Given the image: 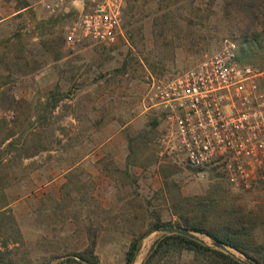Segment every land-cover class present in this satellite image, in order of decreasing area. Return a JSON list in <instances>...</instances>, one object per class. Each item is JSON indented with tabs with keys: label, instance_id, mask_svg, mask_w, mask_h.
Listing matches in <instances>:
<instances>
[{
	"label": "rangeland",
	"instance_id": "rangeland-1",
	"mask_svg": "<svg viewBox=\"0 0 264 264\" xmlns=\"http://www.w3.org/2000/svg\"><path fill=\"white\" fill-rule=\"evenodd\" d=\"M131 1L118 44L72 46L64 37L77 14H51L38 0H0V150L8 142L25 148L0 160L7 225L0 242L7 240L16 264H59L94 239L101 264H124L139 239L132 264H142L165 234L151 229L154 216L176 228L181 212L212 197L219 205L207 208L206 226L216 229L222 214L237 208L256 223H246L245 238L255 243L247 253L264 261V167L244 190L229 186L220 170L190 168L148 101L153 83L228 44L240 66L264 67L241 56L234 15L223 17L221 0ZM163 14L167 25L158 19ZM53 95L59 102L50 110ZM191 262L184 254L164 264Z\"/></svg>",
	"mask_w": 264,
	"mask_h": 264
},
{
	"label": "built area",
	"instance_id": "built-area-1",
	"mask_svg": "<svg viewBox=\"0 0 264 264\" xmlns=\"http://www.w3.org/2000/svg\"><path fill=\"white\" fill-rule=\"evenodd\" d=\"M130 1L38 0V5L51 14H77L66 29V44L113 46L124 39ZM148 101L190 168L220 170L235 190L252 185L264 167V69L240 66L228 44L173 79L153 83Z\"/></svg>",
	"mask_w": 264,
	"mask_h": 264
},
{
	"label": "trees",
	"instance_id": "trees-1",
	"mask_svg": "<svg viewBox=\"0 0 264 264\" xmlns=\"http://www.w3.org/2000/svg\"><path fill=\"white\" fill-rule=\"evenodd\" d=\"M149 1L150 0H143V3H149ZM221 2L223 5V17L225 19H229L232 17V15H234L233 19L237 24L235 26L234 32L236 34L238 33L237 41L241 56H247L246 58L249 60L256 59V61L261 62L256 63L260 65L258 67L263 68L264 0H221ZM26 6L27 5L25 4L23 7ZM72 13L75 12L71 11L68 14L72 15ZM167 16L168 14H163L159 16L158 19L163 21L164 25H167ZM124 19L126 21V11L124 14ZM125 21L123 27L125 33L127 34ZM5 102V98L0 100V109H6V106H4ZM58 102L59 100L57 96L53 95L49 99V107L46 106V108H50V110L55 109ZM23 149L25 148L16 147L14 142H8L4 149L0 150V160L2 161V156L7 155L8 153H17ZM38 150L39 148L37 147L36 151ZM24 157H26V154ZM210 201L207 204L204 201L196 202V204L193 206L191 205L189 209H186L185 212H181V215L179 216L180 222L177 223L175 227L187 230L189 232L205 235L210 240L218 242L242 254L253 264H264L262 258L258 256L259 254L256 253L255 255L251 256L246 251L249 247L247 246L248 244L254 245L253 249H255V243L253 241L248 242V239L245 238V232L248 230L246 223L251 225V227L256 225V223L250 219L246 222L245 215H243L240 210L237 208L235 209L234 207L230 212H222V216H224L222 221L218 223L216 229L209 228L206 226L207 219L204 217L205 214H207V208L215 204L219 205L217 202H215V200H212V197ZM2 209L3 208H0V233H2L3 229L7 226L5 223L3 224ZM191 213L201 214L200 216H202V219H199L200 216H193L192 218L190 216ZM153 219L154 222L151 227L152 230L171 227L169 224L161 222L158 216H154ZM12 223L14 226L16 225L13 220ZM16 226L14 230L16 229L15 231L17 232ZM0 243V264H16V262L10 256L7 240H3ZM138 244L139 239L131 241L124 256V264L133 263ZM95 246V240L90 239L87 248L79 253H76L75 255H72L74 257L68 258L59 264H101L98 257L95 255ZM184 254L192 256L191 264H243L234 257L225 254L219 249L207 247L206 245L187 236L172 233L161 234V236L151 246L142 264H164L174 256L182 258Z\"/></svg>",
	"mask_w": 264,
	"mask_h": 264
},
{
	"label": "water",
	"instance_id": "water-1",
	"mask_svg": "<svg viewBox=\"0 0 264 264\" xmlns=\"http://www.w3.org/2000/svg\"><path fill=\"white\" fill-rule=\"evenodd\" d=\"M158 232L160 233H172V234H181V235H184V236H187L191 239H194L202 244H204V241L199 239L195 233L193 232H189L187 230H184V229H180V228H174V227H166V228H161V229H157ZM212 245L217 248V249H220L222 251H225L227 252V249L225 246L221 245L220 243L218 242H213ZM248 264H253L251 262H248Z\"/></svg>",
	"mask_w": 264,
	"mask_h": 264
}]
</instances>
